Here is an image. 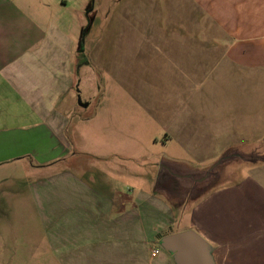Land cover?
Returning <instances> with one entry per match:
<instances>
[{
	"label": "crops",
	"instance_id": "1",
	"mask_svg": "<svg viewBox=\"0 0 264 264\" xmlns=\"http://www.w3.org/2000/svg\"><path fill=\"white\" fill-rule=\"evenodd\" d=\"M89 3L0 0L2 204L27 206L34 211L41 241L55 264H177L173 253L161 245L166 234L159 239L161 246L147 251L149 243L154 244L152 224L169 223L171 202L152 189L153 182L151 187L148 182L142 188L121 182V172L129 178L138 174L131 167L136 160L128 153L132 140L120 142L121 130L113 126L109 134L114 141L87 143L82 148L74 145L76 128L81 126L83 135L98 134L106 113L107 117L114 116L107 103L111 84L92 112L77 110L92 104L95 95L77 98L74 90L75 83L89 85L97 77L89 74L97 58L91 61L88 57L91 40L84 30ZM192 3L197 19L203 16L216 26L177 29L181 31L180 57L191 55L193 59L181 60L182 67L178 65L184 72L181 80L203 83L212 71L224 68L237 83L244 82L242 75L248 76L250 71L256 73L252 78L255 84L264 83V0ZM102 33L97 30L93 34L99 35L92 43L97 56H101ZM79 46L83 56L80 66L76 61ZM146 48L149 52V46ZM166 48L169 51L170 47ZM176 50L172 47L167 59L180 63L172 57ZM245 98L238 105L242 114H247L250 103L248 93ZM131 99L138 100L136 96ZM80 101L87 105H80ZM176 114L167 125H161L163 143L179 140L185 144V135L193 133V126L178 120ZM215 114L227 119L219 121ZM236 117L233 122L238 125L231 126L228 111L214 113L206 123L210 128L200 131L202 150L191 151V160L174 156L164 160L196 166L212 163L204 157L216 156L230 143L255 140L264 132V121L254 123ZM242 132L253 135L241 138ZM79 154L105 162L107 167L80 168L73 162ZM256 157L245 161L247 165L239 175H226L221 183L201 192L180 214L179 218L189 216L193 229L208 242L213 264H264V157ZM155 247L158 252L151 256Z\"/></svg>",
	"mask_w": 264,
	"mask_h": 264
},
{
	"label": "rangeland",
	"instance_id": "2",
	"mask_svg": "<svg viewBox=\"0 0 264 264\" xmlns=\"http://www.w3.org/2000/svg\"><path fill=\"white\" fill-rule=\"evenodd\" d=\"M184 1L185 4L183 0H90L84 30L91 40L88 57L91 61L97 58L91 64L89 74L95 73L97 77L95 82L89 85L87 82L75 83L74 89L77 98L83 99L88 93L95 94L92 96V104L85 108L77 107L78 111L86 113L94 110L105 94V89L107 91L111 84L107 103L114 110L113 117H107L106 113V120L99 123L98 134L83 135L81 126L79 129L76 128L73 139L76 148H82L87 143L114 141L109 132L115 126L121 130L120 142L128 138L132 140V148L128 153L136 160V164L132 163L131 167L138 172L136 178L133 175L129 178L126 173L121 172V182L137 184V188H142L141 185L148 182L151 187L153 182L152 189L158 194H163V197L171 202L169 223L164 226L152 224L155 230L154 244L149 243L147 251L154 245H160L159 239L164 234L186 229L194 230L189 216L179 218L181 212L187 210L190 202L195 201L201 192L215 183H221L226 179V175L228 177L239 175L247 165L245 160L235 158L218 164L217 175L201 182L176 180V177L164 173L166 177H162L163 179L155 184L158 163L170 156L191 160L189 157L192 156L191 151L203 149L201 147L203 136L200 131L209 129L210 125L206 123H209L208 120L212 116L214 117V113L222 109L224 112L228 111L229 118L232 117L231 126L238 125L233 120L234 116L236 119L239 115L243 120L248 119L254 123L258 120L261 123L264 121V83L255 84L252 78L256 73L253 71H250L248 76L246 73L242 75L244 82L240 83L227 76L224 68L212 71L213 79L207 77L203 83L187 84L181 80L184 72L178 65L182 67L181 60L193 59L191 55L187 59L180 57L178 46L181 45L179 41L181 31L177 29L216 26L203 16L197 19L192 0ZM97 30H103L104 34L100 42L101 56H97V49L92 46L93 39H99V35H93ZM148 46L149 52L146 48ZM166 46L170 47L169 51L167 48L165 50ZM172 47L177 48L176 51H172V57L180 63L173 61L172 64L173 62L167 59ZM190 54H194V51ZM76 61L78 66L83 62L80 46ZM187 69L193 72L192 68ZM248 79L251 80L250 83H246ZM247 93L250 102L246 106L248 112L242 114V109H239L238 105L241 100H247L245 98ZM133 96L138 98L136 99L138 103L131 99ZM110 106L108 105L109 110ZM174 113H178L175 115L178 120H186L188 126H193L191 136L188 137L187 134L183 138L186 140L185 144L179 140L178 142L168 140L165 143L161 140L162 126L168 124ZM215 117H218L219 121L227 119L223 114H215ZM195 132L197 133L193 136ZM248 133L242 132L240 137L247 138L250 137L248 135H253ZM259 134L255 140L230 143L218 150L216 156L204 157V160L212 163L196 166L192 163L169 162L177 165L182 172L192 169L202 173L222 155L234 151L243 150L253 158L264 157V132L262 135ZM154 137L157 138L156 142H153ZM73 162L85 169L92 166L107 167L105 162L101 164L92 157H83L80 154L73 158ZM148 176L149 180L146 179ZM0 199V264H55L49 259L46 244L41 241L40 229L35 225L37 222L34 220V211L27 206H4L3 196Z\"/></svg>",
	"mask_w": 264,
	"mask_h": 264
},
{
	"label": "water",
	"instance_id": "3",
	"mask_svg": "<svg viewBox=\"0 0 264 264\" xmlns=\"http://www.w3.org/2000/svg\"><path fill=\"white\" fill-rule=\"evenodd\" d=\"M80 105L86 106V102H79ZM239 158L245 161L255 160L252 156L242 154L240 152H231L222 155L213 165L209 166L204 172L197 173V170L186 169L180 171L177 165L164 159L158 163L157 176L155 184L164 176V173L179 179H188L189 181L201 182L210 176L217 175L216 167L223 161ZM162 178V179H163ZM175 180V182H177ZM161 245L168 251L173 253L177 264H213L208 242L195 230L186 229L173 233H169L161 237Z\"/></svg>",
	"mask_w": 264,
	"mask_h": 264
},
{
	"label": "built area",
	"instance_id": "4",
	"mask_svg": "<svg viewBox=\"0 0 264 264\" xmlns=\"http://www.w3.org/2000/svg\"><path fill=\"white\" fill-rule=\"evenodd\" d=\"M158 252V248H153L150 252L151 256H155V254Z\"/></svg>",
	"mask_w": 264,
	"mask_h": 264
}]
</instances>
